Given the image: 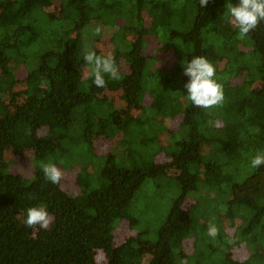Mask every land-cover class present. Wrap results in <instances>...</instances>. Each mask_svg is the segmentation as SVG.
I'll use <instances>...</instances> for the list:
<instances>
[{"label": "trees", "instance_id": "trees-1", "mask_svg": "<svg viewBox=\"0 0 264 264\" xmlns=\"http://www.w3.org/2000/svg\"><path fill=\"white\" fill-rule=\"evenodd\" d=\"M227 2L209 0L200 8L199 0H0V264H99L100 253L103 264H264V166H250L251 157L264 151V21L240 37L224 14ZM46 16L59 25L70 22L71 33L51 49L45 38H55L45 37L37 24ZM92 16L104 25L119 17L134 22L133 39H124L112 55L121 78L106 75L102 88L81 54ZM150 37L174 50L172 67L155 66V56L145 53ZM88 49L98 55L94 46ZM194 56L215 67L222 106L197 108L187 99L183 65ZM20 77L26 86L15 91ZM238 77L241 83L233 85ZM258 81L263 84L256 87ZM108 85L120 86L134 108L147 97L150 103L137 115L120 111L104 94ZM5 91L13 99L25 96L13 105L3 99ZM96 97L97 111L86 118H98L96 127L79 138L87 144L76 178L83 191L73 196L62 182L46 181L40 164L53 157L55 164L65 156L69 161L66 142ZM168 118H179L175 130L166 127ZM121 131L126 138L118 153L98 156L94 137ZM166 131L169 143L162 145L159 136ZM7 146L34 153L38 164L31 174L4 170ZM160 155L166 160L158 161ZM167 168L177 173L169 175ZM151 179L174 191L156 238L148 245L143 231L116 244L120 223L138 224L132 204ZM33 206L52 216L47 229L25 225ZM209 223L218 228L215 238L207 234Z\"/></svg>", "mask_w": 264, "mask_h": 264}, {"label": "rangeland", "instance_id": "rangeland-1", "mask_svg": "<svg viewBox=\"0 0 264 264\" xmlns=\"http://www.w3.org/2000/svg\"><path fill=\"white\" fill-rule=\"evenodd\" d=\"M88 12L91 14L90 11ZM136 14H138L137 9ZM147 16L148 14L144 12V17L147 23L146 25H148ZM47 18V16L41 17L37 20V24L38 27L40 26L42 34L45 37L53 36L55 38H45L44 47L47 49H51L55 46H58L62 36L66 34L69 35L71 33V29L69 28V21H62L59 25L58 23H55L52 20L51 22H48ZM103 22L104 21H102L98 16H92L90 22L87 24V26L84 27L83 34L85 37V43H87L86 48L94 46L98 52V55H113V53L117 49V46L121 45L122 42H124V39H133L134 33L132 31V27L134 22L133 24L127 23V21L122 19L121 17L116 18V20H114L113 23L110 25H104ZM97 26L102 29V31L98 35L95 32ZM164 50L165 49L162 46L160 47V43L156 39V37H150L145 48V53L147 55L155 56V66L162 68L172 67V62L176 60L175 52L173 49L165 51ZM123 63L124 62H122L120 65L121 70H124L126 67ZM20 71L21 70L16 71L18 72L17 77L19 76ZM88 71L89 70H87L86 73H88ZM241 81L242 78L238 77L232 79L231 82L234 85L241 83ZM261 84L263 83H260L258 81L255 86L258 87ZM25 86V79L23 77H20L14 84L13 89L15 91L23 90ZM104 94L108 98L112 99L115 104L114 106L120 109V111L130 109L131 112L133 111L134 115L139 114L144 109V107L150 103V100L147 97L142 104L134 108V106H131L130 103H128L123 97L121 87L118 85H108L106 90L104 89ZM9 96L10 95L5 91L2 97L4 100L7 101V103H12L13 105H15L16 103L22 102L25 95L21 94V96H17V98L15 99L9 98ZM100 96L103 95H99L98 97ZM96 99L97 97L93 99L94 102L91 103L90 108L84 111L82 115L79 116V118L77 117V123L72 128L71 140L69 142H66L65 146L70 148L71 150V154L69 156L70 162L68 161V157L65 156L61 159L60 164H56L63 173V178L61 182L64 189L67 190V192L73 196H79L83 191L82 187L78 184L76 178L78 173L82 171V158L80 157L79 153L82 150H86L87 144L84 141H79V138L81 134H84L87 131L88 126H92L94 128L96 127V122L98 121V118H95L89 123H86L87 115L92 111H97L98 107L95 104ZM178 120L179 118H168L165 120V125L169 130H175V128L178 126ZM102 136L103 135L94 137V141L92 143L94 144L95 152L100 157H104L110 152L118 153L116 150H120L122 148V144L123 142H125L126 138V134H124L123 131L117 133L112 138H105L104 136ZM159 137L161 139L162 145H167L169 143L168 131L161 133ZM157 160H161L160 162H162L166 159L164 156L160 155ZM128 161L129 160H125V162L127 163ZM50 162L55 163V157H53ZM2 163L5 167V171L21 172L28 175L31 174V171H34L35 165L38 164V161L36 160L34 153L30 151V149H25L21 153L17 154L12 150L10 146H7L2 155ZM91 169H94V167L89 168V170ZM167 169L169 175H175L177 173V171L173 168ZM172 193H174V191H171V188H168V186L161 185L160 182H156L152 179L148 180L144 184V186L138 191L136 199L132 204V212L139 219V222L137 225L134 226L130 225L129 222L126 221L120 223L115 230L116 244H121L130 235H139L143 231L149 232L148 236L146 235V237L148 238V245L152 244L153 240L156 238L157 229L163 221V215L164 213H167V210L171 203ZM22 215L24 216L23 213L19 216L21 217ZM205 220L207 222V218H205ZM228 225L229 224H227V226ZM227 232L229 235L233 234V228H227ZM206 242L207 241L204 239L200 240V243L203 247H205ZM192 250L193 245H190L186 248V252H192ZM241 251H245V249L242 247ZM149 254V248H146L144 253L145 262H147V260L149 259ZM99 256L101 257L99 264H103L104 256L101 253L99 254Z\"/></svg>", "mask_w": 264, "mask_h": 264}, {"label": "clouds", "instance_id": "clouds-1", "mask_svg": "<svg viewBox=\"0 0 264 264\" xmlns=\"http://www.w3.org/2000/svg\"><path fill=\"white\" fill-rule=\"evenodd\" d=\"M209 0H199L200 8L207 7ZM224 13L229 22L238 29L240 37L247 36L264 21V0H238L235 5L228 0ZM102 29L97 26L96 34ZM83 60L91 66L90 75L96 87H105V76L112 80H119L120 72L112 55H97L96 51L84 48L81 50ZM184 66V75L188 82L184 85L187 90V99L197 108L210 109L222 106L224 102L223 86L214 79L215 67L204 56H194ZM250 166L258 169L264 166V151H259L251 157ZM40 168L46 181L59 185L63 173L52 162H41ZM52 216L44 207H29L24 223L29 228L47 229L52 223ZM207 234L213 238L218 235V228L214 223H209Z\"/></svg>", "mask_w": 264, "mask_h": 264}]
</instances>
